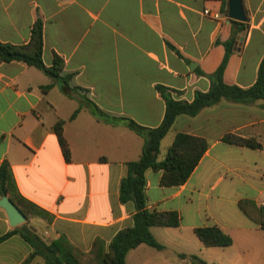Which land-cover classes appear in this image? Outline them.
I'll use <instances>...</instances> for the list:
<instances>
[{
	"label": "crops",
	"instance_id": "0c3cea01",
	"mask_svg": "<svg viewBox=\"0 0 264 264\" xmlns=\"http://www.w3.org/2000/svg\"><path fill=\"white\" fill-rule=\"evenodd\" d=\"M229 2L0 0V41L28 44L40 19L45 65L52 66L58 55L64 61L62 76H71L66 93L62 83L35 67L20 61L0 63V167L9 164L19 194L53 217L51 222L31 218L17 227L27 223L47 244L66 236L83 252L101 239L108 252L115 236L134 226L135 204L122 203L119 188L126 164L141 157L144 140L120 119L160 126L166 103L157 86L187 102L197 92H208V76L225 55L223 44L239 28L235 22L245 30L237 34L224 82L243 89L257 82L264 58V0H242L247 22L229 17ZM50 84L51 89H42ZM87 103L114 123L95 116ZM262 105V100L246 105L222 100L196 117L177 118L168 133L173 134L171 144L178 133H186L207 139L210 146L181 186L163 187L161 171L147 172V208L175 211L181 225L151 229L165 246L161 251L150 247L159 254L157 263H142L143 244L127 254L126 264H197L192 256L207 264H264V228L256 222L264 223ZM61 120L71 162L65 160L54 131ZM228 133L261 147L225 143ZM163 141L159 160L165 155ZM17 227L0 208V237ZM201 227L220 228L233 244L205 247L195 234ZM32 252L14 234L0 243V264H46L40 257L26 263Z\"/></svg>",
	"mask_w": 264,
	"mask_h": 264
},
{
	"label": "trees",
	"instance_id": "16d2710c",
	"mask_svg": "<svg viewBox=\"0 0 264 264\" xmlns=\"http://www.w3.org/2000/svg\"><path fill=\"white\" fill-rule=\"evenodd\" d=\"M235 23L239 25V28L236 31L234 30L232 38L223 44L225 55L221 64L213 74L208 76L211 82L208 92H197L194 100L187 102L174 99L169 89L157 86L158 92L166 103L165 116L160 126L150 128L139 125L132 119H120L127 128L144 140V146L139 160L126 164L127 174L121 180L119 188L120 201L122 203L132 201L135 204L134 226L120 231L112 240L108 252H106L105 243L101 239L95 241L93 249L89 252L79 250L66 236H61L47 244L35 231L27 226V223L0 237V243L14 234H19L33 248V252L26 263L40 257L46 264H126L127 254L140 245L145 244L159 251L164 250L165 246L156 240L151 229L153 227H179L181 218L175 211L158 212L147 208V172L149 170L161 171L160 184L163 187L181 186L190 178L210 146L208 140L203 137L178 133L169 147L166 157L159 160L161 143L174 126L177 118L179 116L196 117L203 109L213 107L222 100L245 105L262 100V107L264 108V58L260 63L257 82L252 87L243 89L236 85H227L224 82V73L229 59L234 53L237 34L245 30L243 24ZM43 50L44 28L43 22L39 19L32 27L28 44L17 46L0 41V63L24 62L42 71L55 82L62 83L63 90L67 93L71 90L69 86L71 76H62L63 59L55 55L52 66L48 67L43 61ZM52 86L50 84L42 87V89L47 91ZM86 106L90 107L95 116L107 123H114V119L108 117L95 104L87 103ZM81 108L82 105L73 113L72 120L76 118ZM64 123L62 120L58 121L54 126V131L58 137L65 160L71 162V151L63 133ZM222 140L231 145L253 149L261 147L252 139L242 138L231 133L225 134ZM0 194L9 197L26 216L27 221L31 218L52 221L51 214L19 194L10 166L7 163L0 167ZM239 206L242 211L246 212L243 204L240 203ZM246 214L248 213L246 212ZM248 216L252 218L251 215ZM256 222L264 228L263 222ZM195 234L205 247H228L233 244L232 237L218 227L197 228ZM182 256L184 257V255ZM191 259L197 264H207L197 256H192Z\"/></svg>",
	"mask_w": 264,
	"mask_h": 264
},
{
	"label": "water",
	"instance_id": "95a60500",
	"mask_svg": "<svg viewBox=\"0 0 264 264\" xmlns=\"http://www.w3.org/2000/svg\"><path fill=\"white\" fill-rule=\"evenodd\" d=\"M229 17L239 22H247V15L243 6L242 0H230L229 2ZM244 38H241L243 40ZM0 208H2L9 219L12 227H17L27 222L26 216L21 210L9 199L7 196H3L0 199Z\"/></svg>",
	"mask_w": 264,
	"mask_h": 264
},
{
	"label": "rangeland",
	"instance_id": "374dc122",
	"mask_svg": "<svg viewBox=\"0 0 264 264\" xmlns=\"http://www.w3.org/2000/svg\"><path fill=\"white\" fill-rule=\"evenodd\" d=\"M172 137H173V134L172 132H170L167 138L163 141L161 153L165 154L164 158L166 156V153L168 152V147L171 144ZM33 231L37 233V230L34 228H33ZM144 247H145L144 250L140 252L141 253L140 256H142V263H157V260H158L157 255L159 254H157V252L154 249L150 248L149 246H144ZM130 262H132V260ZM168 263H177V261L175 262L170 261Z\"/></svg>",
	"mask_w": 264,
	"mask_h": 264
},
{
	"label": "built area",
	"instance_id": "2783aa9c",
	"mask_svg": "<svg viewBox=\"0 0 264 264\" xmlns=\"http://www.w3.org/2000/svg\"><path fill=\"white\" fill-rule=\"evenodd\" d=\"M204 14H205V15H210V11L206 10V11L204 12ZM214 18H218V15H214Z\"/></svg>",
	"mask_w": 264,
	"mask_h": 264
}]
</instances>
